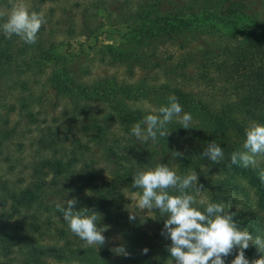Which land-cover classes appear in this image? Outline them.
Instances as JSON below:
<instances>
[{
    "label": "rangeland",
    "instance_id": "1",
    "mask_svg": "<svg viewBox=\"0 0 264 264\" xmlns=\"http://www.w3.org/2000/svg\"><path fill=\"white\" fill-rule=\"evenodd\" d=\"M213 1L217 4L210 7L211 13H215L221 3L235 0ZM248 1L250 7L242 16L219 15L220 18L203 20V9L198 0H26L31 11L43 12L46 19L35 44L40 43L56 57L47 60L26 54L18 59V64L29 58L36 60L25 72L4 70L0 65V213L8 205L5 204L3 184L17 189L41 179L49 186L54 182V190H48L44 202L65 203L68 185L85 183L90 170L104 179H113L117 165L112 162L116 157L111 150L123 143L135 145L142 152L146 149V155H152L148 158L150 165L143 170L163 163L177 171V157L173 159L171 155L174 147L186 150L195 142L190 134L179 131L178 120L172 121L171 144L159 148L151 140L140 141L131 135L132 127L140 121L120 124L107 101L94 94L86 96L77 85L86 87L89 92L93 89L113 90L112 97L116 102L128 108L140 107L152 114H158L156 110L168 104L167 94L159 88L161 85L183 89L193 105L195 101H202L220 109L235 98L233 87L236 85L234 79L229 78V72L217 66L224 62L223 50L257 31L251 22L253 13L264 15V0ZM0 8H10L8 0H0ZM175 14L194 20V24L171 36L133 31L143 22ZM12 37L14 41H22L18 36ZM35 44L30 46V51ZM119 89H124L126 96ZM183 112L191 113L193 117L192 132L200 130L197 112L185 108ZM233 115L246 127L252 121L264 125L246 112ZM96 124L104 128L100 134L96 132ZM229 134L239 145V150H243L241 140L234 133ZM45 158L59 159L64 164L71 159L70 166L66 171L54 174L41 166ZM258 167L264 169V157L258 158ZM100 177L94 181L98 183ZM220 179L235 182L239 188L220 190ZM198 183L204 189L199 198L224 202L231 207L229 211L238 216L248 215L251 211L261 213L253 187L245 178L233 175L225 168L207 167L200 173ZM116 186L121 208L116 209L114 218L101 216L97 225L109 226L103 235L112 259L119 264L132 263L133 258L141 259L142 250L149 247V256L155 264H168L172 259L168 254L171 241L161 234L167 217L156 209L153 213L140 211L136 202L141 190L130 188L124 179L117 178ZM85 191L90 194L89 190ZM130 212L137 215L135 220H129ZM24 213V216H37L46 230L14 229L18 243L8 253L0 247V261L26 264L24 258L30 245H65V236L57 233L59 228L67 230L72 243L78 240V237H71L62 216L35 207ZM45 219L46 224L43 223ZM14 220L12 217L9 221L13 224ZM261 237L264 238V232ZM121 244L129 256L112 251ZM47 259L53 264H83L76 258Z\"/></svg>",
    "mask_w": 264,
    "mask_h": 264
},
{
    "label": "trees",
    "instance_id": "2",
    "mask_svg": "<svg viewBox=\"0 0 264 264\" xmlns=\"http://www.w3.org/2000/svg\"><path fill=\"white\" fill-rule=\"evenodd\" d=\"M201 3L203 9L202 19L210 20L213 18L232 17L236 18L246 13V10L250 7V2L247 0H235L230 3H221L220 7L215 13H211L210 7L217 4V1L213 0H198ZM251 22L256 28V32H251L245 35L242 40L233 45H228L223 51L224 62H221L217 66L225 69L229 72V78H233L236 82L234 85L235 98L224 105V107L212 108L207 102L195 101L193 105L192 100L188 97L187 93L175 86L161 85L162 90L165 91L167 96L175 95L178 98V102L183 108L193 110L197 112L199 119L200 130L193 133V127L184 129L182 125L178 126V129L182 133L190 134L195 142L192 143L190 148L181 150L178 147H174V151L182 152V157H177L179 167L177 169L178 175H186L190 170H196L198 178L207 167L217 166L225 168L233 175H238L246 179L250 184L256 196L257 205L261 211L249 212L248 215H241L233 213V219L241 226L249 230L253 236H262L264 232V180H261L259 172L263 169L261 167H243L242 164L229 165L230 154L235 151H239V145L234 143L230 139L229 133H234L237 138L241 140L243 145L245 136V129L247 128L243 122H240L235 112H246L252 114L255 119L264 122V15L260 16L258 13L251 15ZM194 24V20H187L179 15H172L166 18H153L147 22L141 23L136 26L133 31H146L151 32L153 35L171 36L174 33L180 32L181 28H188ZM33 44H27L24 41H14L13 37L8 39L4 34L0 33V65L4 70H19L25 72L31 68V62L35 61V58H29L22 64H18V59L21 57H43L50 60L52 57H56L50 50L43 48L40 43L34 45L33 51L29 48ZM27 54V55H26ZM80 92L86 96H99L108 102L110 108L113 109L118 117L120 124L129 125L137 121H142L144 116L152 114L148 110H144L140 107L128 108L121 103L116 102L112 95L113 90L103 89L96 91L93 89L91 92L87 91L86 87H79ZM70 88V87H69ZM122 94H126L124 89H119ZM94 92V93H92ZM126 96V95H125ZM96 132L100 134L103 131L102 125H94ZM174 124L168 125V129L171 130ZM197 127V126H196ZM195 127V128H196ZM100 136V135H99ZM218 143L224 151V159L216 164L209 160L207 157H202L200 154L203 152L204 147L211 142ZM147 143V142H146ZM171 144L170 136L166 138H158V142L155 146L159 148L167 147ZM108 153V149L106 150ZM111 153L116 157L114 162L117 165L116 174L113 179H104L94 173V170L89 171V177L85 183H79L75 185L70 183L68 185V199L75 197L79 203L75 206L77 209L80 207H87L94 209L101 214L105 219L114 218L116 209H120L118 203L119 190L116 186L117 178H122L132 187L133 176L138 170H143L150 165L147 156L146 149L142 152L140 148L135 145L123 143L118 145L117 149H112ZM128 154L131 158H127ZM108 156V155H107ZM109 158V156H108ZM70 160L66 164L62 163L59 159L52 161L49 158H45L41 161V166L51 170L54 174L62 173L66 171L70 166ZM125 160V163L122 161ZM122 168V170L120 169ZM121 171V173H119ZM38 173V171H36ZM97 177H100L99 182L96 183ZM41 179V178H40ZM55 183L49 186L44 179L41 181L33 182L20 188H10L3 184L5 204L8 203L6 209L0 213V247L8 252H11L12 246L16 245L15 230H31L33 232H44L45 227H42V223L39 218L32 215H25L24 211L31 208H42L47 213H53L55 216H62V213L55 209L57 202L47 203L44 202L43 197L47 194L49 189L54 190ZM226 187H232L236 190L239 188L238 184L231 182L227 179H220L218 182V188L224 190ZM85 189L90 191L87 194ZM66 203V202H65ZM202 210V209H201ZM232 213V212H231ZM14 217V223H10V219ZM47 223V219L43 221ZM16 224V225H15ZM99 224V222H98ZM12 229V231L10 230ZM45 228V229H44ZM57 233L60 236H65L66 244L61 247H52L49 245H30L27 256L24 258L26 264H53L47 258H53L55 261L69 260L76 258L83 264H119L110 255L109 247L104 244L103 246H87L86 242L77 238L71 232V237H75L78 240L76 243H72V238H68L67 230L59 228ZM25 244V241L23 242ZM27 246V244H25ZM147 254H142L141 259H132V263L127 264H155L154 260L149 256V247H147ZM262 251V252H261ZM259 250L255 245L250 246L245 250V256L249 261H255L257 259L264 258V250ZM170 255V253H168ZM238 254V249H235L231 255L224 258L225 263L231 264V261ZM0 264H11L7 261H0Z\"/></svg>",
    "mask_w": 264,
    "mask_h": 264
},
{
    "label": "clouds",
    "instance_id": "3",
    "mask_svg": "<svg viewBox=\"0 0 264 264\" xmlns=\"http://www.w3.org/2000/svg\"><path fill=\"white\" fill-rule=\"evenodd\" d=\"M10 8H0V32L8 39L13 35L20 37L27 44H35L39 30L46 23L43 12L31 11L26 0H8ZM158 114H148L131 129V135L140 141L151 140L154 144L158 138L170 135L168 125L174 119L184 129L191 128L192 115L183 112L182 105L175 95L168 97V104L156 110ZM143 125V127H142ZM246 139L242 149L230 154L231 165L242 164L243 167H257L258 158L264 157V125L250 122L245 129ZM172 158L182 157L178 151L171 152ZM213 163L224 159L222 147L214 140L204 147L200 154ZM264 180V169L259 172ZM133 189H140L136 206L147 213L159 210L160 215L167 217L164 221L162 235L171 241L168 252L172 257L168 264H225V259L238 249V254L231 264H264V258L249 261L245 250L255 245L264 250V238L242 228L234 219L231 208L224 202H211L199 198L204 191L198 183V173L190 170L186 175H178L177 171L167 164H157L154 168L138 170L133 176ZM173 190V191H170ZM79 201L73 197L66 203L55 204V209L62 213L70 231L86 242L87 246L106 243L103 235L107 225L98 227L101 214L94 209L75 206ZM202 209V210H201ZM129 214V220L136 219ZM116 254L129 256L125 246L121 244L112 249ZM147 254L148 249L142 250ZM262 252V251H261Z\"/></svg>",
    "mask_w": 264,
    "mask_h": 264
}]
</instances>
